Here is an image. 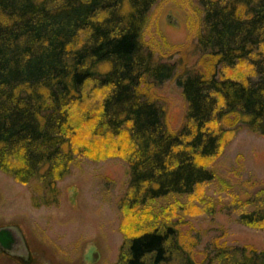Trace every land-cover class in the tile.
I'll return each mask as SVG.
<instances>
[{
  "label": "trees",
  "instance_id": "trees-1",
  "mask_svg": "<svg viewBox=\"0 0 264 264\" xmlns=\"http://www.w3.org/2000/svg\"><path fill=\"white\" fill-rule=\"evenodd\" d=\"M160 1L0 0V173L33 206H58V182L81 160L120 157L115 264H264V249L218 239L198 262L200 236L187 246L180 233L190 205L264 228V184L220 190L215 165L238 131L264 137V0H182L197 20L167 56L145 40ZM172 81L186 102L177 130L158 93Z\"/></svg>",
  "mask_w": 264,
  "mask_h": 264
},
{
  "label": "rangeland",
  "instance_id": "rangeland-1",
  "mask_svg": "<svg viewBox=\"0 0 264 264\" xmlns=\"http://www.w3.org/2000/svg\"><path fill=\"white\" fill-rule=\"evenodd\" d=\"M151 15L145 40L159 52L167 56L171 47L189 43L197 17L182 0H162L153 7ZM158 93L170 106L171 128L179 129L186 112L181 89L173 81L166 82ZM215 165L221 178L220 190L226 182L233 191L256 189L264 184V137L238 131ZM127 182L128 166L122 158L83 159L58 182L59 205L35 207L28 186L0 173V229L13 228L15 238L22 243L9 252L0 247V264H115L126 224L118 200ZM202 190L208 200L217 197L215 182L202 186ZM228 195L223 193L222 197L228 199ZM209 202L206 208L211 209L215 203ZM163 203L166 206L167 202ZM194 209L191 205L187 209L180 233L187 246L200 236L194 253L196 261L204 259L201 252L217 239L219 244L264 249L263 227L240 223L234 213L227 214L221 205H215L212 214H200Z\"/></svg>",
  "mask_w": 264,
  "mask_h": 264
},
{
  "label": "water",
  "instance_id": "water-1",
  "mask_svg": "<svg viewBox=\"0 0 264 264\" xmlns=\"http://www.w3.org/2000/svg\"><path fill=\"white\" fill-rule=\"evenodd\" d=\"M15 235V230L13 228L0 229V247L6 252L15 249L16 244L20 243L22 246V243L15 238Z\"/></svg>",
  "mask_w": 264,
  "mask_h": 264
}]
</instances>
